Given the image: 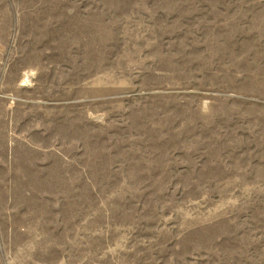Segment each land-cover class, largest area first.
Returning a JSON list of instances; mask_svg holds the SVG:
<instances>
[{"label":"rangeland","instance_id":"obj_1","mask_svg":"<svg viewBox=\"0 0 264 264\" xmlns=\"http://www.w3.org/2000/svg\"><path fill=\"white\" fill-rule=\"evenodd\" d=\"M0 264H264V0H0Z\"/></svg>","mask_w":264,"mask_h":264}]
</instances>
